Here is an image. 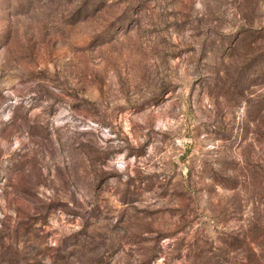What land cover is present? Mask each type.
<instances>
[{
	"label": "rangeland",
	"instance_id": "obj_1",
	"mask_svg": "<svg viewBox=\"0 0 264 264\" xmlns=\"http://www.w3.org/2000/svg\"><path fill=\"white\" fill-rule=\"evenodd\" d=\"M0 264H264V0H0Z\"/></svg>",
	"mask_w": 264,
	"mask_h": 264
}]
</instances>
